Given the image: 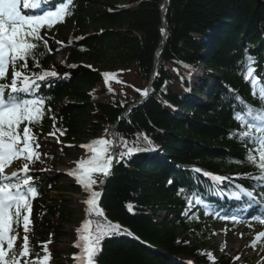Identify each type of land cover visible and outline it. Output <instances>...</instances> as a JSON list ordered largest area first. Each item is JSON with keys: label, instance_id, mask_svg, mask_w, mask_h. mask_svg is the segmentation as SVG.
Listing matches in <instances>:
<instances>
[{"label": "trees", "instance_id": "trees-1", "mask_svg": "<svg viewBox=\"0 0 264 264\" xmlns=\"http://www.w3.org/2000/svg\"><path fill=\"white\" fill-rule=\"evenodd\" d=\"M165 1L73 0L69 6L73 14L65 22L41 30L51 52L40 58V68L30 61V69L49 70L61 51L67 65H76L70 69L54 65L59 78L50 86L42 83L37 93L46 98L51 113L46 111L41 125L34 127L41 158L29 173L39 193L32 202L30 243L34 251H41V245L51 240L50 264H77V229L86 219L103 218L88 215L84 201L89 194L76 180L48 171L64 166L66 160L75 169L91 155L80 146L96 139H112L110 153L118 156L123 142L148 147L144 135L154 151L113 160L106 178L93 175L104 217L132 233L105 237L95 264H176L174 258L195 264H239L224 246L215 244V222L205 212L238 213L247 198L232 202L213 196L207 191L208 181L197 179L191 169L221 176L256 172L250 165L222 161L245 157V148L229 138L239 128L233 119L239 108L228 89L259 106L240 70L241 61L250 55L254 76L264 81V0ZM63 2L53 0L50 7L54 10ZM66 32L71 41L58 50L55 42H63ZM105 73L115 79L106 84ZM150 83V94L144 98L137 90H147ZM52 114L55 127L64 130L63 136L57 133L60 144L44 142L57 139L49 135L54 130ZM237 182L254 186L257 197L264 194L254 181ZM229 187L223 185L225 193ZM181 188L186 192L178 194ZM193 191L204 198L206 210L202 205L188 210L185 196ZM74 196L79 197L78 205ZM227 231L223 227L221 233ZM243 261L240 264H252Z\"/></svg>", "mask_w": 264, "mask_h": 264}, {"label": "snow or ice", "instance_id": "snow-or-ice-1", "mask_svg": "<svg viewBox=\"0 0 264 264\" xmlns=\"http://www.w3.org/2000/svg\"><path fill=\"white\" fill-rule=\"evenodd\" d=\"M49 2L50 0H0V264H50L51 260L47 246L51 240L41 245V251H34L30 243L33 223L32 202L39 193L34 178L29 173L30 166L41 158V153L38 151L41 145L34 127L41 125L46 111L51 113V109L45 107L46 98L37 93L42 83L50 86L51 80L59 78V74L55 70L32 71L29 62L31 61L35 68L41 67L40 58L51 52L48 40L41 35V30H50L56 24L65 22V18L73 14L69 10L73 0H66L54 10H45L42 14H28L25 11L40 9ZM56 43L63 45L62 41ZM254 63V58L246 55L241 61L240 74L245 82L251 85V94L254 98H258L259 106L247 103L238 92L228 89L229 98L233 99L239 108L233 113V119L238 122L239 128L230 132L229 138L236 139L245 148V157L243 161L229 157L222 162L227 165L233 163L250 165L256 170L255 174L249 172L235 176H221L199 167L191 169L198 174L197 179L200 176L207 179L208 192L216 195L224 194L226 190L220 186L227 183L230 186L227 189V197L236 201L246 197L249 208L257 203L254 186L246 187L237 181H254L264 189V81L254 76ZM185 67L189 66L185 65ZM110 76L115 79L112 74H104L106 84ZM9 77L10 82H8ZM258 84H260L259 88H257ZM109 91H112L111 88ZM137 91L144 97L149 94L146 89ZM50 118L53 120L54 130L49 135L56 137L59 142L57 133L63 136L64 130L55 127L54 114ZM143 140L148 147L129 146L123 142L124 150L118 156L110 153L112 141L107 139H96L80 146L86 147L91 155L88 159H81L68 175L73 176L89 194L84 201L88 206L86 209L88 215L94 214L103 219H97L95 222L86 219L82 227L77 229L78 240L74 244V247L79 249V254H74L77 264H95V257L105 237L122 233L132 235L121 225L112 223L104 217V212L99 206L101 193L93 190V185L97 183L93 175L102 174L106 178L111 174L113 160L120 162L137 152L155 150L146 135L143 136ZM249 144L251 147L248 146ZM14 161L19 162L20 167L6 172ZM169 183L172 181L170 180ZM185 192L186 190L181 188L178 194ZM185 199L189 211L196 205L205 204L199 192L186 194ZM128 207L131 211V206ZM205 215L219 216L218 213L209 211H206ZM220 218L235 220L237 216L225 215ZM261 240H264V231L256 236L250 246L255 248L256 243Z\"/></svg>", "mask_w": 264, "mask_h": 264}, {"label": "rangeland", "instance_id": "rangeland-1", "mask_svg": "<svg viewBox=\"0 0 264 264\" xmlns=\"http://www.w3.org/2000/svg\"><path fill=\"white\" fill-rule=\"evenodd\" d=\"M62 38L63 43L66 40L68 42L71 41V36H69L68 32L64 33ZM56 47L61 50L63 45L56 43ZM56 64L67 65L66 53L64 51H61L58 53V55H56L55 61L50 66L49 70H52L53 66ZM81 150H85V147H81ZM19 167V162L14 161L13 165L9 169H6V172L16 170ZM71 168L72 161L66 160L65 165L59 167L54 172L55 174H66L70 172ZM52 196L56 195L52 194ZM72 198L75 200V202L79 199L78 196H74ZM262 218L263 217L261 216H255L254 218L243 219L241 222H231L227 224L216 221L214 224V230L218 236L214 241L215 244L217 246H224L226 254L234 256L235 258L238 257V259H236L238 263H240L243 259L250 260L252 264L264 263V240L257 242L255 248L250 246L251 242L256 238V236L261 231H264V221H262ZM223 226L229 229V231H227L225 234L221 233ZM66 245L67 242L63 243V247Z\"/></svg>", "mask_w": 264, "mask_h": 264}, {"label": "water", "instance_id": "water-1", "mask_svg": "<svg viewBox=\"0 0 264 264\" xmlns=\"http://www.w3.org/2000/svg\"><path fill=\"white\" fill-rule=\"evenodd\" d=\"M165 3H167V0H166V2ZM165 9H166V6L163 8V10H162V15H163V17H164V15H165ZM166 35H167V31H166V28H165V26H164V36H165V38H164V40H163V44L165 45V42H166Z\"/></svg>", "mask_w": 264, "mask_h": 264}]
</instances>
